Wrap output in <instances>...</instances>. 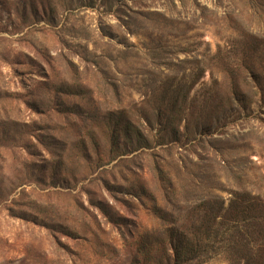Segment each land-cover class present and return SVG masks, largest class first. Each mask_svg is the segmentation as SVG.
I'll use <instances>...</instances> for the list:
<instances>
[{
	"label": "rangeland",
	"instance_id": "1",
	"mask_svg": "<svg viewBox=\"0 0 264 264\" xmlns=\"http://www.w3.org/2000/svg\"><path fill=\"white\" fill-rule=\"evenodd\" d=\"M0 264H264V0H0Z\"/></svg>",
	"mask_w": 264,
	"mask_h": 264
},
{
	"label": "trees",
	"instance_id": "2",
	"mask_svg": "<svg viewBox=\"0 0 264 264\" xmlns=\"http://www.w3.org/2000/svg\"><path fill=\"white\" fill-rule=\"evenodd\" d=\"M234 204V203H233ZM233 206V205H232ZM248 210H245L244 212H247ZM180 249V248H179ZM179 249H175V257H179L180 256V253H181V250H179ZM178 254H179V256H178ZM183 262H184V260H183Z\"/></svg>",
	"mask_w": 264,
	"mask_h": 264
}]
</instances>
